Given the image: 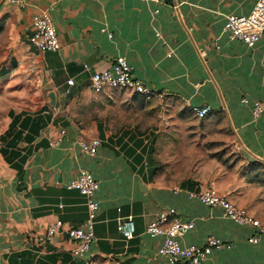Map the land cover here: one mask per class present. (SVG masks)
<instances>
[{"label":"crops","instance_id":"1","mask_svg":"<svg viewBox=\"0 0 264 264\" xmlns=\"http://www.w3.org/2000/svg\"><path fill=\"white\" fill-rule=\"evenodd\" d=\"M23 1L0 0V98L8 104L0 128V264H171L159 253L163 237L146 232L170 208L195 223L180 238L184 246H202L210 236L230 244L213 249L203 264H264V232L251 243L255 227L188 195L214 188L264 226V115L252 114V102L264 101V35L250 46L224 33L228 16L249 14L257 0ZM43 10L57 29V51L41 52L31 42L33 17ZM118 57L148 95L90 89V76ZM143 98L177 99L190 113L210 105L205 118L193 112L198 125H186V137L205 135L212 144L226 131L237 159L184 150V160L201 164L180 180L165 175L161 133L174 145L171 135L182 123L171 112L173 121L162 127L160 115L170 113L162 107L148 125L137 117L143 109L131 104ZM96 138L95 154L82 150V142ZM82 168L100 181V210L90 250L75 256L68 230L84 223L87 204L67 184ZM129 215L135 232L125 239L118 226ZM57 221L62 227L49 239Z\"/></svg>","mask_w":264,"mask_h":264},{"label":"built area","instance_id":"2","mask_svg":"<svg viewBox=\"0 0 264 264\" xmlns=\"http://www.w3.org/2000/svg\"><path fill=\"white\" fill-rule=\"evenodd\" d=\"M11 4L24 6L23 0H9ZM151 1L156 4H163L166 0H141ZM159 9L156 10L158 12ZM33 33L31 42L41 52L57 51L60 49V42L57 29L53 23L49 11L43 10L33 17ZM224 33L230 40H241L252 46L264 35V0H257L254 8L247 15H229L224 26ZM85 69H89L87 64ZM73 79L68 80V85L72 86ZM125 88L138 94L148 95V87L138 80L133 68L129 65L125 57H118L110 67L96 70L90 76V89L95 93H100L106 89ZM244 103L248 102L243 98ZM212 111L210 105L194 106L193 112L199 119L205 118ZM252 114L254 118L264 115V101L256 100L252 102ZM65 133L61 131V135ZM57 144V142H55ZM101 145V140L96 138L89 142H82L81 148L90 154H95ZM67 187L77 189L86 197L87 217L81 226L73 227L68 230L70 238L77 241L73 250L75 256L86 254L95 240L94 227L100 210L96 193L100 187V181L87 168H82L76 178L71 180ZM190 198H196L202 203L220 207L225 217L233 220L239 225H249L257 229V234L248 239L251 243L259 241V234L264 232L261 221L249 214L246 210L238 207L232 200L222 195L214 188H207L200 191H189ZM193 220L180 217L175 208L161 211L146 227V232L152 236H162L163 241L159 248V253L171 264H203L215 248L230 247L229 243L219 238L210 236L202 246H184L180 238L193 229ZM62 227L61 221H57L50 229L48 238L53 236ZM125 239L133 237L135 224L132 215L120 218L118 226Z\"/></svg>","mask_w":264,"mask_h":264},{"label":"rangeland","instance_id":"3","mask_svg":"<svg viewBox=\"0 0 264 264\" xmlns=\"http://www.w3.org/2000/svg\"><path fill=\"white\" fill-rule=\"evenodd\" d=\"M114 90L127 91L135 95L134 92L129 91L125 88H115ZM131 104H135V107L137 106V108L141 107L143 109L142 114L139 113L137 117H141L145 123H148V125H151V123H153L154 119L157 117V109H160L162 107L169 108L170 113H178L175 116L180 117L179 123L182 124H179L178 129L175 130L171 135V138H173L175 141L174 145H169L168 143V132L163 131L161 133V145L158 148L162 152H165V160L161 162L159 170L162 173H165V175H170V177L173 176L176 180H180L187 176L190 172H193L195 168L201 164L202 160L199 159H197L196 161L194 159L184 160V157H188L183 155L184 150H197L198 154L196 158L199 157L200 150L205 153L208 149V156L210 157L218 156L219 158L226 159L228 163L237 159L233 148L234 145L231 143L229 135H226V131L223 142H212L211 144V142H209L210 140H205V135L196 134L188 139L186 137L187 131L185 130V127L186 125H188L193 129L196 128L198 125V119L194 116L192 111L190 113L188 109L184 107L183 104L177 99H168L160 103L154 101L153 99L143 98L140 101H134ZM7 106V101L0 98V128L4 122ZM170 113L165 111L164 114L160 115L159 121L162 127H165V123H167V121H173L171 120L173 119V115L172 113ZM133 115L134 113H129V116ZM169 154H172V156H168Z\"/></svg>","mask_w":264,"mask_h":264},{"label":"water","instance_id":"4","mask_svg":"<svg viewBox=\"0 0 264 264\" xmlns=\"http://www.w3.org/2000/svg\"><path fill=\"white\" fill-rule=\"evenodd\" d=\"M50 99H51V104L54 105L55 104V95L54 93H50Z\"/></svg>","mask_w":264,"mask_h":264},{"label":"trees","instance_id":"5","mask_svg":"<svg viewBox=\"0 0 264 264\" xmlns=\"http://www.w3.org/2000/svg\"><path fill=\"white\" fill-rule=\"evenodd\" d=\"M3 30H4L3 22L0 21V34L3 32Z\"/></svg>","mask_w":264,"mask_h":264}]
</instances>
